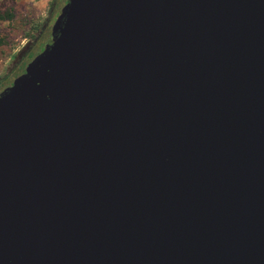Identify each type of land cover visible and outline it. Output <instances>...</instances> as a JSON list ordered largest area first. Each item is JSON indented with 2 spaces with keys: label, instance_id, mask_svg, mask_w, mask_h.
Returning a JSON list of instances; mask_svg holds the SVG:
<instances>
[{
  "label": "water",
  "instance_id": "water-1",
  "mask_svg": "<svg viewBox=\"0 0 264 264\" xmlns=\"http://www.w3.org/2000/svg\"><path fill=\"white\" fill-rule=\"evenodd\" d=\"M0 264H264V0H58L0 82Z\"/></svg>",
  "mask_w": 264,
  "mask_h": 264
},
{
  "label": "rangeland",
  "instance_id": "rangeland-1",
  "mask_svg": "<svg viewBox=\"0 0 264 264\" xmlns=\"http://www.w3.org/2000/svg\"><path fill=\"white\" fill-rule=\"evenodd\" d=\"M58 0H0V82H8L26 65L48 31Z\"/></svg>",
  "mask_w": 264,
  "mask_h": 264
},
{
  "label": "trees",
  "instance_id": "trees-1",
  "mask_svg": "<svg viewBox=\"0 0 264 264\" xmlns=\"http://www.w3.org/2000/svg\"><path fill=\"white\" fill-rule=\"evenodd\" d=\"M11 14L8 12H4L3 14H0V21H5L6 19H10Z\"/></svg>",
  "mask_w": 264,
  "mask_h": 264
}]
</instances>
